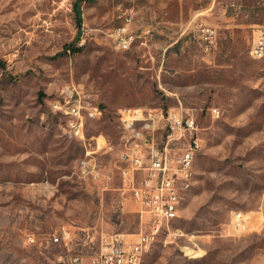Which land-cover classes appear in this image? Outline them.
<instances>
[{"label": "rangeland", "instance_id": "rangeland-1", "mask_svg": "<svg viewBox=\"0 0 264 264\" xmlns=\"http://www.w3.org/2000/svg\"><path fill=\"white\" fill-rule=\"evenodd\" d=\"M127 15L137 38L124 50L114 33ZM258 24L264 0H0V264H91L103 235L149 231L121 189L117 152L142 126L124 127L125 110L154 124L161 111L188 112L202 145L178 216L138 264H264ZM64 90L102 109L81 138L52 107ZM236 210L253 216L244 233L232 230ZM63 229L67 245L48 241Z\"/></svg>", "mask_w": 264, "mask_h": 264}, {"label": "built area", "instance_id": "built-area-1", "mask_svg": "<svg viewBox=\"0 0 264 264\" xmlns=\"http://www.w3.org/2000/svg\"><path fill=\"white\" fill-rule=\"evenodd\" d=\"M126 26L119 27L114 33L117 46L127 50L137 38L129 31L128 25L131 16L125 17ZM207 39L214 38L215 31L210 27L204 28ZM264 39V24H258L252 31V45L250 55L261 53ZM78 92V91H76ZM72 90H64L58 98L53 101L52 107L66 119V130L75 137L81 138L84 134L87 119L98 117L102 109L98 104L82 102L81 99L73 97ZM215 116H219L218 109H212ZM158 118V117H157ZM153 117L142 114L140 110H125L121 121L124 127L135 130V123L142 122L140 132L131 134V141L124 150L117 152L120 175L122 178V192L126 198L136 205V211L140 220L144 223L146 230L136 234L111 233L101 238L100 250L91 259V264H136L143 252L149 246V238L155 234L159 220L166 218L172 209L179 189L185 185V168L187 159L197 155L200 151L201 136L199 125L195 117L188 112H160L157 123L152 122ZM96 141L98 148L111 150L110 143ZM89 153V152H88ZM88 160L82 159L80 163L81 172L84 177L98 179L100 171L93 169ZM253 223L250 212L236 210L231 217L232 230L244 233L249 230ZM69 233L66 229L61 234H53L49 240L53 243L64 242ZM28 242H35L34 233L27 235ZM79 256L72 257L69 261L78 263Z\"/></svg>", "mask_w": 264, "mask_h": 264}, {"label": "bare ground", "instance_id": "bare-ground-1", "mask_svg": "<svg viewBox=\"0 0 264 264\" xmlns=\"http://www.w3.org/2000/svg\"><path fill=\"white\" fill-rule=\"evenodd\" d=\"M252 56H254L255 58H258V59H264V39H263V46L261 48V53H254ZM193 162H194V155H192L191 159H187L186 168H185V179H186L185 185L179 189V194L177 195L175 202H172V209H175V212H168L166 214V218H161V220H159L158 226H157V228H155V234L154 235H156L162 227H164L165 225H168L170 220H172L178 216L179 207H180L183 195L190 188L191 183H192ZM154 235H152V237H154ZM151 238H149V243H150ZM140 260H141V258H140ZM140 260L137 261L136 264H138L140 262Z\"/></svg>", "mask_w": 264, "mask_h": 264}]
</instances>
